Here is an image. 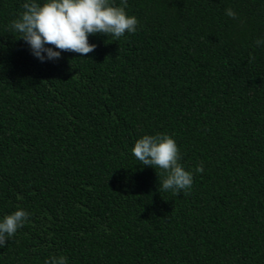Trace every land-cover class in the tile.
<instances>
[{"label": "trees", "instance_id": "trees-1", "mask_svg": "<svg viewBox=\"0 0 264 264\" xmlns=\"http://www.w3.org/2000/svg\"><path fill=\"white\" fill-rule=\"evenodd\" d=\"M24 2L0 0V221L30 215L0 264H264V0H128L135 33L43 62L8 27ZM146 134L187 195L134 157Z\"/></svg>", "mask_w": 264, "mask_h": 264}, {"label": "clouds", "instance_id": "clouds-1", "mask_svg": "<svg viewBox=\"0 0 264 264\" xmlns=\"http://www.w3.org/2000/svg\"><path fill=\"white\" fill-rule=\"evenodd\" d=\"M128 0H121L120 6L110 0H25L20 17L9 24V30L18 33L32 54L41 62L56 60L64 51L88 57L97 45L89 42L90 35L105 34L118 41L125 33L137 31L138 19L129 16L125 9ZM225 14L233 19L237 13L227 8ZM264 44L257 39L256 45ZM251 59H254L251 58ZM250 59V62H251ZM132 154L143 166L156 168L159 177V191L181 192L187 195L193 185V173L180 163L181 154L176 140L168 134L144 135L138 139ZM196 172L204 171L201 163ZM29 213L23 209L6 215L0 221V247L7 245L9 238L24 226ZM45 264H67V258L60 256L46 260Z\"/></svg>", "mask_w": 264, "mask_h": 264}]
</instances>
